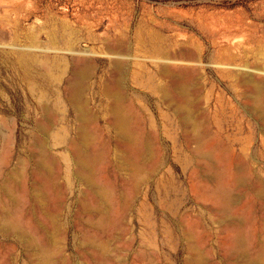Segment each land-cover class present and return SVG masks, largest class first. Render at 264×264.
Here are the masks:
<instances>
[{"label":"rangeland","instance_id":"obj_1","mask_svg":"<svg viewBox=\"0 0 264 264\" xmlns=\"http://www.w3.org/2000/svg\"><path fill=\"white\" fill-rule=\"evenodd\" d=\"M4 1L0 0V157L9 136V171L17 167L20 159L28 158L29 133L40 119L30 90L37 71L33 61L41 58L58 66L64 57L72 70L74 60H92L96 72L91 75L92 86L86 96L90 107L99 111L96 82L110 68L107 49L118 45H130L129 54L141 58L155 51L178 59L194 58L197 116L208 128L209 139L221 141L226 147L222 150L228 155L224 156L227 160L233 149L236 156L245 158L243 161L249 167L247 171L241 165L234 168V175L243 176L249 184L228 183L236 201L227 205L225 212L212 215L213 204L201 199L202 181L190 179L191 171L204 164L203 159L191 158V165L183 166L180 158L187 154V147L173 112L163 101L161 109L148 91L141 90L138 96L149 110L152 122L162 126V136L156 139L161 151L160 167L138 189L132 209L123 212L115 209L113 216H120L119 222L101 233L87 224V216L77 207L76 195L66 193L64 205L58 209L62 230L57 240L60 255L55 264H185L186 230L190 226L204 237L201 253L207 260L205 264H244L241 256H228L223 249L232 234L243 240L234 242L237 253L241 248L248 256L264 258V234L260 231L264 222L260 220L259 208L244 210L248 201L254 200L255 205L258 200L252 191L254 182L257 179L264 182V135L257 123L244 114V108L249 106L247 91L237 82V74L243 70L260 69L254 75L264 84V0H7L5 4ZM50 48L53 51L47 52ZM231 50H237L235 57ZM188 65L177 63L174 67L185 73ZM146 67L145 72L154 70ZM169 85V80L162 78V90ZM61 90L64 92V84ZM72 115L67 111V125L74 132ZM110 149L113 151L115 147ZM220 158L216 148L211 150L212 170L230 171ZM4 172L0 164V180ZM98 175L101 179V174ZM108 179L116 184L117 205L118 194L126 184L114 170ZM30 184L27 179L26 185ZM79 188L76 185V194ZM2 196L0 187V200H4ZM21 208L26 211L25 224L39 242L51 245L47 236L51 228L46 218L38 212L33 215L27 203ZM51 210L56 211L54 205ZM87 237L104 242L106 250L100 252L86 243ZM23 244L15 235L0 231V264H36L33 249Z\"/></svg>","mask_w":264,"mask_h":264},{"label":"bare ground","instance_id":"obj_2","mask_svg":"<svg viewBox=\"0 0 264 264\" xmlns=\"http://www.w3.org/2000/svg\"><path fill=\"white\" fill-rule=\"evenodd\" d=\"M6 1L2 3L5 4ZM129 46L118 45L107 49L105 54L110 58L108 63L110 68L104 71V76L102 75L100 79L104 85V94L110 100L109 116L106 123L115 129L118 138L113 151L106 140L105 132L101 131L99 111L90 107L86 96L90 86H92L90 85L91 75L94 71L96 72V66L90 62L92 60H74L72 70L69 66L71 77L66 82L64 92L63 89L59 91L57 88L63 78L56 74L53 69L61 70L63 65L68 68L69 64L61 62L62 65L61 63L58 66L51 65L41 58L33 61L37 71L34 80L31 81L30 90L36 100L40 119H37L33 130L29 133L30 141L28 151H26L28 152V160L20 159L17 167L10 171L7 169L10 160V137L7 136L6 138V146L0 157V164L5 168L3 179L0 180L3 195L1 198L4 197L3 201L0 200V231L3 234L15 235L25 245L30 246L33 249L36 264H55L60 255L57 240L62 228L58 222V209L64 205L66 193L76 195L77 207L81 213L87 216V224L91 229L101 233V231L119 222L120 216L118 218L113 216L115 209L121 210V212L132 209L138 195V189L147 184L150 176L159 169L161 151L153 144L154 136L144 144L145 148L141 150V146L137 143L132 132L135 130H131L132 117L137 112L140 113V117H148L145 106L141 102L137 103V112L134 111L133 100L126 94L128 82L131 80L143 89L152 88L153 91H157L161 103L163 101L173 112L180 136L184 139L187 147V154L180 158L183 166L191 165V158L203 159L204 164H198L191 171L190 179L202 181L201 199L203 198L205 202L213 204V208L210 210L212 215L225 212L226 206L236 201V196L232 193L233 187L230 188L228 183L235 182L239 185L248 183L243 176L234 175V168L237 166L241 165L242 170H249L246 162L244 163L245 158L236 156L234 150L231 149L227 160L225 157L228 155H224L225 151L222 150L226 147L220 143L221 141L209 139L208 128L203 126L204 121L202 122L197 116L194 99L195 85L192 75L195 70L193 64L196 60L192 57L178 59L177 55V57L168 54L162 56V52L155 51L149 57H142L150 61L147 64L140 60L141 57L130 55L132 50ZM235 47L237 48V46ZM46 51L53 50L50 48ZM57 51L64 52L65 49H57ZM235 52H231L234 57L237 54ZM72 53L86 54L84 51H72ZM177 63L189 64L184 71L185 73L179 72V69L174 67ZM146 66H151L156 72H160L163 79L169 80L170 85L163 90L162 88L158 90V87L153 84L154 80L147 77L149 71L145 72ZM244 71L237 74V82L241 87H245L246 99L249 101L247 102L249 106L244 108V114L254 123H257L260 134L264 135V84L254 75V73L259 74L260 69H253L252 72H250L251 70ZM129 73L132 75L131 79L128 76ZM106 74H108L109 79L104 78ZM67 111L73 114L74 132L67 125ZM215 148L221 156L220 160L228 164L230 171L212 170L210 152ZM113 170L118 172L122 182L126 184V187L120 188L121 192L118 191L120 193L118 194L119 202L117 205L115 200L116 184L108 179ZM236 170L240 171V168ZM99 173L102 176L101 179H99ZM227 178L228 182L226 181ZM27 179L31 183L29 186L26 185ZM61 179L63 183H60ZM111 179L113 178L111 177ZM254 183L256 184L252 187V191L258 200H255V205L252 204L254 200L248 201L244 205V210L259 208L260 220L264 222V182L257 179ZM76 185L78 188L80 187L77 194L75 192ZM24 203L29 205L30 210H28L33 215L38 212L46 218L51 228L50 234L47 235L51 245L39 242L34 231L25 224L23 217L26 211L21 208ZM52 205L56 211L51 210ZM35 219L38 220L37 217ZM38 225L41 228L42 225L40 223ZM190 228L186 230L188 257L185 264H205L207 260L201 253L204 237L198 235L192 226ZM258 230L259 228L257 232ZM260 231L261 234H264V226L261 227ZM148 242L150 243L149 240ZM234 242H243V240L234 238L232 234L223 247L224 250L226 249V255L241 256L244 264H263L264 258L261 255L248 256L241 248L238 249L237 253ZM86 243L96 247L100 252H104L107 248L104 242L93 237H87Z\"/></svg>","mask_w":264,"mask_h":264},{"label":"crops","instance_id":"obj_3","mask_svg":"<svg viewBox=\"0 0 264 264\" xmlns=\"http://www.w3.org/2000/svg\"><path fill=\"white\" fill-rule=\"evenodd\" d=\"M64 64L67 63L69 64L66 68L65 65H63V68L60 70V69H56L54 68L53 71L60 75L63 80L61 83L58 84L57 88L59 89V91H61V85L64 84V86L66 87V82L68 81V79L71 77V71H70V63L63 57V61H62ZM130 74V73H129ZM129 78L131 79L132 78V75H128ZM131 76V77H130ZM147 77L148 78H152L154 81H153V84L154 86L158 87V90L159 88H162V74L160 72H156L155 70H152L150 71L149 69V72L147 74ZM105 79H109V76L104 77ZM160 81V82H159ZM96 83H99L98 84V98H99V102H100V109H99V114H100V128H101V131L102 132H105V136H106V140L107 142L110 144L109 146L112 147L116 145V142L118 140L117 138V135H116V132H115V129H113L111 126H109L107 123H106V119L107 117L109 116L108 115V112H109V105H110V100L108 98H106L105 94H104V85L102 82H96ZM129 85H127V88H126V94L127 96L133 100V108H134V111L137 112V103L141 102L140 101V98H139V91L141 90H145V91H148L149 93V96L152 97V98H155L156 101H157V104L160 106V108L162 109V103H161V100H160V95L158 94V92L156 91H153L152 88H145L143 89L142 87H140L138 84H136L135 82H133L132 80L129 81L128 83ZM130 89L133 91V92H130ZM150 89V90H149ZM146 108V105L143 104ZM147 110V114H148V117H140V113L137 112L136 115H134L132 117V122H131V130H135V131H132L133 132V135L134 137L137 139V143L141 146V150H143L145 147H144V144L149 140V139H153L155 138V140L153 141V144L156 146V139L158 137H161L162 136V126L161 127H157L151 120V114L149 112L148 109ZM140 118V119H139ZM140 120V121H139ZM143 122V123H142ZM134 123V124H133ZM137 128V129H136ZM110 138V139H109ZM141 138V139H140ZM111 140V141H110ZM140 140V141H139ZM140 142V143H139Z\"/></svg>","mask_w":264,"mask_h":264}]
</instances>
